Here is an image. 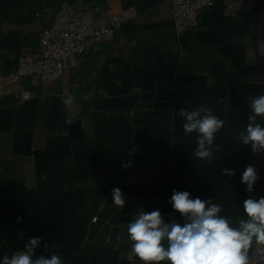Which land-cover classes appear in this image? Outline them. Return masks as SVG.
<instances>
[{
  "label": "crops",
  "instance_id": "0c3cea01",
  "mask_svg": "<svg viewBox=\"0 0 264 264\" xmlns=\"http://www.w3.org/2000/svg\"><path fill=\"white\" fill-rule=\"evenodd\" d=\"M65 1L93 10L100 26L130 7L139 16L77 55L62 80L28 77L0 93V260L40 237L36 255L50 258L43 243H57L64 264H140L124 244L109 248L88 239L116 187L134 203L154 199L155 209L181 222L168 203L173 189L211 197L222 215H231L249 196L241 174L253 164L261 179L251 195L264 196V154L235 139L247 124L248 96L264 94V0L235 17H226L217 3L183 35L169 0H0V74L13 71L20 56L39 55L40 33ZM162 68L173 71L171 116H135ZM65 85L80 119L71 125L61 97ZM23 92L32 98L25 101ZM202 103L226 121L215 141L222 151L210 165L193 155L196 134L185 135L179 116L180 108ZM129 160L131 166L123 167ZM222 168L234 169L235 176L221 175Z\"/></svg>",
  "mask_w": 264,
  "mask_h": 264
},
{
  "label": "clouds",
  "instance_id": "9594fccd",
  "mask_svg": "<svg viewBox=\"0 0 264 264\" xmlns=\"http://www.w3.org/2000/svg\"><path fill=\"white\" fill-rule=\"evenodd\" d=\"M63 102L68 105L72 99L69 97ZM247 106L250 109L247 124L235 131V139L240 146L250 147L253 154H264V123L261 122L264 121V94L248 96ZM179 116L185 121L182 125L185 135L196 134L193 155L210 165L222 151L215 141L226 121L203 103L191 111L180 108ZM137 150L134 147L128 155ZM131 163V160L122 162V166L127 168ZM235 174L234 169H221L223 176L232 178ZM260 179L255 165L245 167L241 183L246 185L249 196L240 206L242 211L231 215H222L221 205L211 197L193 198L188 191L173 189L168 203L179 213L182 222L171 214L170 222H165L159 209L146 212L141 207L127 222L122 243L140 264H250V250L254 245H264V196L251 195ZM112 202L125 207L126 196L118 187L112 189ZM21 220L22 217H17V223ZM18 235L23 241L24 234ZM41 246L42 238H28L23 250L11 256L5 254L0 264H64L54 251L61 245L43 243L50 258L36 255Z\"/></svg>",
  "mask_w": 264,
  "mask_h": 264
},
{
  "label": "built area",
  "instance_id": "2783aa9c",
  "mask_svg": "<svg viewBox=\"0 0 264 264\" xmlns=\"http://www.w3.org/2000/svg\"><path fill=\"white\" fill-rule=\"evenodd\" d=\"M174 25L178 34L183 35L199 26L203 11L217 3L223 6L226 17L250 13L254 0H169ZM39 16V14H37ZM139 16L136 7H130L113 15L110 22L100 26L95 12L81 9L69 1L60 6L52 25L40 33V51L37 57L20 56L16 68L0 74V93L9 85L16 86L22 79L35 77L42 81H60L66 75L77 55L84 54L114 36L115 29ZM63 99L71 98L66 105L68 125L78 122L79 116L74 94L69 86L61 90ZM31 93L23 92L28 101ZM97 218H94L96 221ZM250 264H264V245H254L250 252Z\"/></svg>",
  "mask_w": 264,
  "mask_h": 264
},
{
  "label": "water",
  "instance_id": "95a60500",
  "mask_svg": "<svg viewBox=\"0 0 264 264\" xmlns=\"http://www.w3.org/2000/svg\"><path fill=\"white\" fill-rule=\"evenodd\" d=\"M169 72V73H168ZM158 79L156 88L153 91L145 93L137 103L134 109V115L149 118H169L172 110V85L173 71L158 69ZM169 77V80L163 79ZM154 186L160 183L149 182ZM157 187L154 188L156 190ZM155 194L153 193V197ZM154 199L150 200L146 206L142 202L134 203L132 199H126L125 207L120 208L112 202V196L109 197L100 208L97 220L89 227L88 239L98 245L109 248L122 246V241L126 236L127 222L135 216L142 207L146 212L155 209ZM160 210V209H159ZM162 213L163 210H160ZM165 222H170L169 214L162 213ZM62 256V253H59Z\"/></svg>",
  "mask_w": 264,
  "mask_h": 264
}]
</instances>
